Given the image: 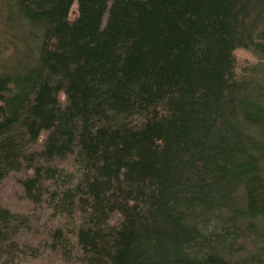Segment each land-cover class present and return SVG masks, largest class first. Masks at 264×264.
Returning a JSON list of instances; mask_svg holds the SVG:
<instances>
[{"label": "trees", "instance_id": "1", "mask_svg": "<svg viewBox=\"0 0 264 264\" xmlns=\"http://www.w3.org/2000/svg\"><path fill=\"white\" fill-rule=\"evenodd\" d=\"M42 257L264 264V0H0V264Z\"/></svg>", "mask_w": 264, "mask_h": 264}, {"label": "rangeland", "instance_id": "2", "mask_svg": "<svg viewBox=\"0 0 264 264\" xmlns=\"http://www.w3.org/2000/svg\"><path fill=\"white\" fill-rule=\"evenodd\" d=\"M75 4H73L70 8L69 11V18H73L75 15ZM233 55L235 58V72L237 74H241L244 71L245 67L251 66L255 63L258 62V59L256 58V56L253 55V53H251V51H249L248 49H244V48H237L233 51ZM9 184V183H8ZM6 184V188L4 189L3 193H2V199L4 204H7L10 208L15 209V207H12L13 204L11 202V198L7 197V194L10 193L9 189H10V185ZM46 261L42 260L36 261L35 264H45Z\"/></svg>", "mask_w": 264, "mask_h": 264}]
</instances>
